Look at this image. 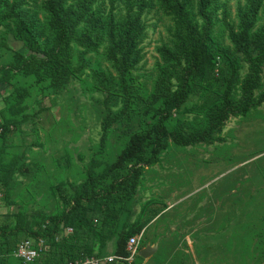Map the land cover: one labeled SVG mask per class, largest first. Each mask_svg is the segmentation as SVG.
<instances>
[{"label":"trees","instance_id":"obj_1","mask_svg":"<svg viewBox=\"0 0 264 264\" xmlns=\"http://www.w3.org/2000/svg\"><path fill=\"white\" fill-rule=\"evenodd\" d=\"M153 7L171 25L168 41L156 47L159 60L147 92L136 84L134 71L144 56V14ZM234 17L219 0H0V46L11 51L10 60L0 64V77L8 82L17 74L30 79L24 85L9 82L10 90L2 95L0 191L5 203L11 202L9 178L21 167L20 155L8 156L6 141L26 120L22 113L29 85L58 91L89 67L91 88L106 93L101 136L86 175L79 183L61 180L51 187L53 193L63 189V207L54 212L39 211L28 219L20 208L12 214V224L10 214H4L0 264L22 263L13 254L26 238H42L46 246L30 264L128 254V238L148 222L139 217L130 223V204L143 169L159 161L168 140L181 146L212 143L230 117H244L264 102V0L238 3ZM7 35L22 50L9 48ZM100 49L114 74L91 64L88 55ZM194 95L197 101L187 106ZM113 127L120 130V148L111 160H103ZM68 227L71 232L64 233ZM109 241L113 251L106 253ZM140 260L137 254L130 263L106 264Z\"/></svg>","mask_w":264,"mask_h":264},{"label":"rangeland","instance_id":"obj_2","mask_svg":"<svg viewBox=\"0 0 264 264\" xmlns=\"http://www.w3.org/2000/svg\"><path fill=\"white\" fill-rule=\"evenodd\" d=\"M219 1L234 19L237 4L244 2ZM144 20V56L134 74L138 87L148 92L159 60L156 47L168 41L171 21L155 7L144 14ZM6 38L9 48L22 50L19 41L9 35ZM102 54V49L89 54L91 64L113 73ZM10 58L11 51L0 46V64ZM90 73L88 67L80 78L72 77L58 91L29 85L22 113L26 120L6 141L8 156L20 155L17 165L21 167L9 178L10 203H5L0 191V221L10 214L7 220L12 224V214L20 208L26 210L28 219L39 211L47 214L62 208L59 192L63 189L53 193L51 187L61 180L79 183L86 175L106 113V93L100 87L91 88ZM0 82L2 110V95L10 90L9 82L24 85L30 79L17 74L9 82L0 77ZM196 101L197 95L190 96L186 105ZM119 132L113 127L101 154L103 160H111L118 152ZM218 135L219 140L212 143L189 146L168 140L159 161L143 169L130 204L129 222L139 217L148 220L139 248L148 242L158 248L140 264H264V102L244 117H230ZM24 169L25 174L18 171ZM112 251L113 241H109L105 252Z\"/></svg>","mask_w":264,"mask_h":264},{"label":"built area","instance_id":"obj_3","mask_svg":"<svg viewBox=\"0 0 264 264\" xmlns=\"http://www.w3.org/2000/svg\"><path fill=\"white\" fill-rule=\"evenodd\" d=\"M71 232V228H66L64 233ZM143 236V229L139 234L133 235L128 238L126 243V250L128 254L126 256L118 255H107L104 257H84L82 259L69 261L66 264H106L110 262H127L133 261L135 256L138 254L139 244L141 237ZM46 248L44 240L42 238H26L19 242L14 251V256L20 258L22 263L20 264H30L33 262L42 251Z\"/></svg>","mask_w":264,"mask_h":264},{"label":"water","instance_id":"obj_4","mask_svg":"<svg viewBox=\"0 0 264 264\" xmlns=\"http://www.w3.org/2000/svg\"><path fill=\"white\" fill-rule=\"evenodd\" d=\"M157 249L156 245L150 246V245H145L144 247L140 248L138 250V255L142 258H146L149 255L153 254Z\"/></svg>","mask_w":264,"mask_h":264},{"label":"crops","instance_id":"obj_5","mask_svg":"<svg viewBox=\"0 0 264 264\" xmlns=\"http://www.w3.org/2000/svg\"><path fill=\"white\" fill-rule=\"evenodd\" d=\"M153 244H154L153 242H148V243H147V245H150V246H153ZM155 245H156V244H155ZM156 246H157V248H158V244H157ZM156 250H157V249H156Z\"/></svg>","mask_w":264,"mask_h":264}]
</instances>
